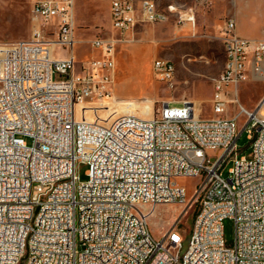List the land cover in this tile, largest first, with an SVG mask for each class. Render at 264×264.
<instances>
[{
    "label": "built area",
    "instance_id": "built-area-1",
    "mask_svg": "<svg viewBox=\"0 0 264 264\" xmlns=\"http://www.w3.org/2000/svg\"><path fill=\"white\" fill-rule=\"evenodd\" d=\"M31 14L28 40L0 43V264H264V118L260 106L238 105L250 141L239 156L237 122L225 116L236 87L264 76V40L240 37L225 21L228 65L212 83L211 118L182 100L161 101L150 118L89 120L76 109L110 99L117 40L93 39L103 57L77 69L74 0H32ZM167 15L151 0L109 1L119 41ZM194 22L190 14L177 20L180 28ZM152 70L171 83L172 63L153 61ZM77 165L87 167L85 180ZM178 178L198 180L190 200ZM199 197L188 237L177 223L152 236V210L185 211Z\"/></svg>",
    "mask_w": 264,
    "mask_h": 264
},
{
    "label": "rangeland",
    "instance_id": "rangeland-1",
    "mask_svg": "<svg viewBox=\"0 0 264 264\" xmlns=\"http://www.w3.org/2000/svg\"><path fill=\"white\" fill-rule=\"evenodd\" d=\"M110 0H74L75 40L73 54L76 68L92 60L103 57L100 50L90 47L95 39L115 40L118 38L112 30L109 17ZM150 1V0H146ZM156 8L168 14V21L160 24H149L138 28L135 43L144 47H113L114 76L112 95L104 101L101 109H76V116H85L89 120L110 122L122 114H134L149 117L158 109L161 101H191L200 118H211L209 100L213 80L224 67L225 56L220 40L221 29L228 18L245 6L246 0H151ZM32 0H0V43L9 44L28 40L31 36ZM172 11L171 13H168ZM180 14L194 16V27L180 28L177 20ZM244 16H239L241 27L238 32L244 33ZM56 54L65 55L57 50ZM164 60L173 64L174 74L170 84L156 79L152 63ZM232 90L230 89V92ZM225 114L237 122L238 137L236 148L239 156L250 152V141L245 131L244 114L238 111V105L264 118V76L251 78L239 84ZM262 102V104H261ZM90 111V112H89ZM30 145L31 141L25 138ZM228 164L222 175L227 177ZM85 165H77L76 173L85 180ZM178 185L186 190L190 200L197 191L198 180L178 178ZM200 198L183 211L175 206H162L152 210L149 216V228L156 239L171 225L178 224L188 237L192 221L199 209ZM224 239L230 242L233 234V222L223 221ZM186 237V238H187ZM183 244V249L185 248Z\"/></svg>",
    "mask_w": 264,
    "mask_h": 264
},
{
    "label": "crops",
    "instance_id": "crops-1",
    "mask_svg": "<svg viewBox=\"0 0 264 264\" xmlns=\"http://www.w3.org/2000/svg\"><path fill=\"white\" fill-rule=\"evenodd\" d=\"M233 16L234 18L231 19L235 22V31L238 36L255 41L264 40V0H246L245 6L239 9ZM239 16H244V33L238 32V28L241 27ZM166 21H168V18L161 23H165ZM142 26L146 25H138L132 33L125 35V41H119L118 39L121 37L112 29L118 35L115 47H144L140 44L137 45L134 39L135 34L138 32V28Z\"/></svg>",
    "mask_w": 264,
    "mask_h": 264
},
{
    "label": "bare ground",
    "instance_id": "bare-ground-1",
    "mask_svg": "<svg viewBox=\"0 0 264 264\" xmlns=\"http://www.w3.org/2000/svg\"><path fill=\"white\" fill-rule=\"evenodd\" d=\"M143 1H146V0H143ZM224 65H228V58H225V63H224ZM221 73H223V69H222ZM221 73H220V74H221ZM79 107L82 108L81 106H79ZM195 112H196V110H195V107H194V115L197 116V114H196ZM151 116H152V115H151ZM151 116L146 117V118H150Z\"/></svg>",
    "mask_w": 264,
    "mask_h": 264
}]
</instances>
